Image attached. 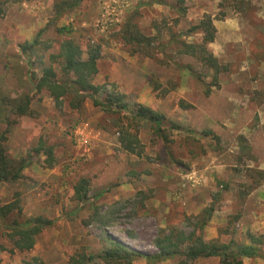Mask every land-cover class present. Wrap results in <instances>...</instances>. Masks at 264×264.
Masks as SVG:
<instances>
[{
  "label": "rangeland",
  "instance_id": "rangeland-1",
  "mask_svg": "<svg viewBox=\"0 0 264 264\" xmlns=\"http://www.w3.org/2000/svg\"><path fill=\"white\" fill-rule=\"evenodd\" d=\"M60 1L0 0V89L12 99L28 95L32 100L31 115L11 118L4 144L10 158L31 162L22 180L0 184V207L17 201L22 209L0 219V245L6 249L0 251L1 264H71L72 257L103 255L112 240L154 255L161 232L190 233L211 207L213 218L203 230L207 241L264 253L249 238L264 233L250 228L258 209L249 200L264 182L248 191L260 181L258 171L264 172V0H160L162 5L156 0H81L78 9L58 18L55 3ZM206 17L217 30L207 49L228 68L209 96L183 68L208 76L207 83L213 70L179 54L172 39ZM128 23L153 44L141 52L127 44ZM62 28L71 32L84 61L91 50H100L93 84L123 95L126 110L108 114L87 101L76 111L69 97L58 104L47 90L37 91L45 68L53 67L62 78V60L51 59L68 39L58 33ZM36 39L40 45L24 54L20 46ZM203 40L201 32L182 38L189 44ZM137 105L166 117V140L150 123L134 120ZM172 123L181 129H172ZM6 129L0 123V134ZM206 130L220 139L219 145L204 135ZM126 133L136 138L133 153L122 148ZM239 137L248 141L249 151L241 150ZM41 142L53 149V168L44 153H36ZM82 179L91 185L83 206L75 196ZM260 215L257 221L264 224ZM37 217L54 224L31 252L11 251L8 226ZM241 260L264 264L260 257ZM181 261L176 257L160 264Z\"/></svg>",
  "mask_w": 264,
  "mask_h": 264
},
{
  "label": "trees",
  "instance_id": "trees-1",
  "mask_svg": "<svg viewBox=\"0 0 264 264\" xmlns=\"http://www.w3.org/2000/svg\"><path fill=\"white\" fill-rule=\"evenodd\" d=\"M155 4L162 5L164 3L160 0H156ZM80 6L81 0H63L58 3L56 2V16L58 18L62 17L78 9ZM181 13L184 15L185 10L181 9ZM132 30H136V27L128 23L124 30V40L127 44L137 46L138 52H141V47L147 48L153 44V39L146 38L140 32L136 31L135 33L132 32ZM200 32L204 34L202 44H189L182 41L183 37L189 38ZM58 33L66 35L68 38L61 44L60 54L51 57L52 62L58 59L62 60V78L58 79V74L53 67L45 68L43 70V76L36 87L37 91L41 92L42 90H47L58 104L62 102L63 98L69 97L70 108L76 111L81 110L87 101H90L95 108H99L101 111L108 114H120L126 110L128 107L123 95L115 90L109 91L106 87L93 84V78L98 73L100 50H91L88 60L84 61L82 59L83 50L71 37H69L71 32L66 28H62L58 29ZM216 34L217 30L213 24V20L210 17H206L199 25L193 26L187 33H182L179 36L174 35L172 37L174 43L179 48V54L193 57L203 68L213 70L214 75L212 83H207L206 78L208 76L197 72L191 66L183 68V70L190 73L196 81L204 86L207 96L212 93L214 87H220L219 77L228 70V68L221 65L218 59L207 49V46L216 40ZM39 45L40 43L38 39H36L32 43H25L20 47L22 52L26 54ZM164 52L165 50H162V53ZM31 101L28 95L17 100L12 99L7 90L0 89V123L7 126L5 132L0 134V184L19 182L24 178V171L30 165L31 161L26 158H20L18 160L10 158L4 144L8 141L9 127L14 124L11 118L13 116L23 117L31 115ZM136 108L137 111L133 115L134 120L150 123L156 135L166 140L164 126L166 123L169 124L166 117L143 105H137ZM170 125L172 129H181L177 124L172 123ZM204 135L212 136L213 140H215L218 145L221 142L212 131L206 130L204 131ZM134 140H136L135 137L127 133L126 135L124 134L121 139L122 148L129 153H133L135 151ZM239 143L241 145V150L249 151L251 149L248 141L244 137H239ZM36 153H44L47 156L49 168L54 167V152L52 148L46 147L45 144L41 142ZM258 172L260 181L248 187L249 192L259 188L264 182V172ZM90 188V181L87 179L80 180L75 187L76 199L82 206L86 205L89 201ZM15 211L19 213L22 211L17 201L0 207V219L5 221ZM214 212L215 209L212 207L206 209L203 218L196 222L194 230L190 233L177 229H172L168 233L161 232L155 241V247L158 253L154 255L142 253L121 242L112 240L110 246L105 250L103 255L97 257L94 255H81L78 258L72 257L70 262L71 264H92L93 262L101 260L104 264H136L143 260L146 261L147 264H160L180 257L182 261L179 264H193L200 259L209 258H219L221 264H244L241 260L242 257L264 258V253H259V251L252 246L245 248L241 247L237 251L233 243L221 244L214 240L207 241L204 238L203 230L213 218ZM53 224V221L44 217H37L33 222L25 224L17 221L12 222L8 226V229L11 230L8 237L13 245V250L11 251H18L21 253L31 252L35 248L41 234L46 229L52 227ZM249 238L252 244L264 247V233L257 236L250 235ZM5 250L6 249L0 245V251ZM1 263L2 261L0 259V264Z\"/></svg>",
  "mask_w": 264,
  "mask_h": 264
},
{
  "label": "crops",
  "instance_id": "crops-1",
  "mask_svg": "<svg viewBox=\"0 0 264 264\" xmlns=\"http://www.w3.org/2000/svg\"><path fill=\"white\" fill-rule=\"evenodd\" d=\"M251 146L252 148L254 149H257L256 145H253L251 143ZM250 201H255V205L257 206V212L256 213H251L253 216H252V221L251 222L252 224L250 225L251 229L254 230V231H261L264 229V224L262 223H259L257 221L258 219V215H260V217H263L264 216V187L262 186L261 188H259V190H257L256 192H254L253 194L250 195ZM249 222H247L248 224ZM248 229V228H247ZM246 229V230H247Z\"/></svg>",
  "mask_w": 264,
  "mask_h": 264
}]
</instances>
